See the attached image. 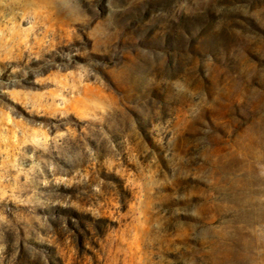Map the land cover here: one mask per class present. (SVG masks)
Masks as SVG:
<instances>
[{"label": "rangeland", "instance_id": "374dc122", "mask_svg": "<svg viewBox=\"0 0 264 264\" xmlns=\"http://www.w3.org/2000/svg\"><path fill=\"white\" fill-rule=\"evenodd\" d=\"M0 264H264V0H0Z\"/></svg>", "mask_w": 264, "mask_h": 264}]
</instances>
